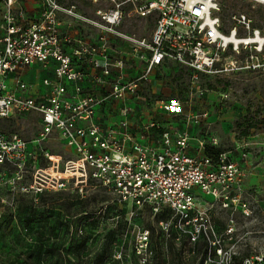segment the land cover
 <instances>
[{"label":"built area","instance_id":"built-area-1","mask_svg":"<svg viewBox=\"0 0 264 264\" xmlns=\"http://www.w3.org/2000/svg\"><path fill=\"white\" fill-rule=\"evenodd\" d=\"M24 1L0 0V119L37 112L41 131L34 143L55 137L70 157L39 153L47 166H38V153L30 151L28 140L0 132V164L23 168L34 158L36 193L84 195L94 183L133 212L171 210V218L179 222L167 218L160 223L167 234L176 228L177 241L186 236L191 243H220L212 239L214 225L199 204L209 196L205 201L244 210L240 198L250 169L240 161H227L223 152L217 160L202 153L205 142L194 143L187 131H161L156 121L134 117L150 115L140 101L146 99L147 85L166 61L192 70L196 80L203 73L238 68L239 60L225 54L228 49L235 53L242 49L244 67L261 68L264 41L256 39L264 40V31L251 28L250 20L241 15L229 35L239 37L240 25L248 36L239 44L227 41L216 0H92L108 5L96 10L93 24L98 34L92 44L79 40L73 45L64 18L85 19L77 12V3L35 0L37 13L30 14ZM127 4L132 6L128 15L155 17L149 39L120 33ZM120 37L133 42L131 52L118 51ZM37 63L44 67L53 63L54 76L32 84L22 73ZM40 85L45 89L41 91ZM156 103L160 113L175 107L164 100ZM149 243V230L140 231L136 250L147 263ZM214 255L221 256L222 248ZM212 256L209 253L204 264H214ZM263 261L260 255L247 264Z\"/></svg>","mask_w":264,"mask_h":264},{"label":"rangeland","instance_id":"rangeland-1","mask_svg":"<svg viewBox=\"0 0 264 264\" xmlns=\"http://www.w3.org/2000/svg\"><path fill=\"white\" fill-rule=\"evenodd\" d=\"M216 1L225 34L229 35L241 15L250 20L251 28L264 31V2ZM67 2L77 3V12L85 18H64L73 45L79 40L92 44L98 34L93 24L96 10L108 5L92 0ZM131 8L126 5L127 16L120 33L133 39H149L155 17L128 15ZM238 30L239 38L249 34L240 25ZM116 46L118 51L131 52L133 42L120 37ZM225 56L237 58L239 67L203 73L196 80L192 70L172 61L165 63L155 81L147 85L146 99L140 101V107L150 115L134 117L156 121L161 131H187L194 143L205 142L204 152L221 149L227 161L253 167L254 175L247 180L240 198L246 204L244 210L205 201L209 196L199 204L214 225L212 239L220 243H191L186 236L177 241L176 228L167 234L160 223L171 218L166 209L133 212L94 183L84 195L64 191L36 193L31 158L23 168L0 164V264H204L209 253L214 264H247L264 255V66L245 68L246 53L242 49L241 53L228 49ZM158 100L175 105L174 110L160 113ZM229 112L234 113L230 120L225 118ZM40 131L41 115L37 112L0 119V132L16 134L30 142V151L38 153V166H47L39 153L61 154L64 160L70 157L55 137L50 142L34 143ZM245 131L249 134L244 135ZM172 220L179 222L177 218ZM143 230L150 233L149 263L136 250L137 235ZM218 248H222L221 256L214 255Z\"/></svg>","mask_w":264,"mask_h":264},{"label":"crops","instance_id":"crops-1","mask_svg":"<svg viewBox=\"0 0 264 264\" xmlns=\"http://www.w3.org/2000/svg\"><path fill=\"white\" fill-rule=\"evenodd\" d=\"M24 4L26 6V9L28 10V13H30V14H32L34 12H35V14L37 13V11L35 9V4H36V1L35 0H25L24 1ZM65 24H66V22H65ZM167 62H169V61H166L165 63H167ZM54 68L55 67H54V64L53 63H51L48 67H44L42 64L37 63V64L32 65L30 68L26 69L22 73V77H23L24 80H26L29 83H32V84H41V81L44 78L53 77L54 76ZM47 73H48V75H47ZM12 77L13 76H10L9 79H8V83L10 84V86H12V84H13ZM39 87H40L39 89L41 91L45 89L42 85H40ZM35 92L36 91L34 89V93ZM161 113H163V112H161ZM233 117H234V113L233 112L226 113V115H225V118H227L229 120L231 118H233ZM194 151H196L194 148L192 150H190L191 153H193ZM203 152L204 151H202V153ZM241 163H243V162H241ZM243 165L246 166V167H248L250 169V171H251L250 174H249V176L245 179V183H244V189H245V184L247 183V180L251 176L254 175V171H253V167L250 166L249 164L243 163ZM243 192H244V190H243Z\"/></svg>","mask_w":264,"mask_h":264},{"label":"trees","instance_id":"trees-1","mask_svg":"<svg viewBox=\"0 0 264 264\" xmlns=\"http://www.w3.org/2000/svg\"><path fill=\"white\" fill-rule=\"evenodd\" d=\"M243 134H244V135H248V134H249V131H245ZM220 153H222V150H221V149H215V148L211 149L210 151L205 152V154H206L207 156L213 158L214 160H217V157L219 156ZM100 187H102V186H100ZM102 188L105 189V190L107 191L106 188H104V187H102ZM64 192L72 193V192H69V191H64ZM107 192L110 193L109 191H107ZM44 193H45V192H44ZM42 194H43V193H42ZM111 194H112V193H111ZM112 195H113V194H112ZM113 197H114V195H113ZM114 199H115V197H114ZM117 202H118V201H117ZM118 203H119V202H118ZM119 204L128 207L126 204H122V203H119ZM163 209H166V210H167V212H168L167 214H168V215L171 214V210H169L168 208L164 207ZM165 219H167V218H165ZM163 220H164V219H163ZM172 230H173V229H172ZM181 264H182V263H181ZM201 264H203V261L201 262Z\"/></svg>","mask_w":264,"mask_h":264},{"label":"bare ground","instance_id":"bare-ground-1","mask_svg":"<svg viewBox=\"0 0 264 264\" xmlns=\"http://www.w3.org/2000/svg\"><path fill=\"white\" fill-rule=\"evenodd\" d=\"M259 1L264 2V0H259ZM226 40H227V41H230V42H234V43H236V44H239V43L242 42V41L240 40V38H239L238 36H235V35H233V36H230V35L226 36ZM256 41L263 42L264 40H263L261 37H258V38L256 39Z\"/></svg>","mask_w":264,"mask_h":264}]
</instances>
